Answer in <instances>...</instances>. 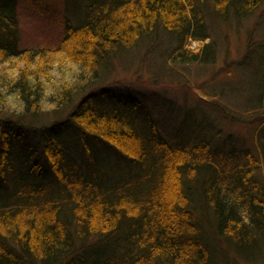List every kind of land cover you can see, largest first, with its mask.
I'll return each instance as SVG.
<instances>
[{"label": "trees", "instance_id": "obj_1", "mask_svg": "<svg viewBox=\"0 0 264 264\" xmlns=\"http://www.w3.org/2000/svg\"><path fill=\"white\" fill-rule=\"evenodd\" d=\"M210 1L219 18L264 3ZM80 2L82 18L67 15L58 46L31 49L18 46V0H0V264H231L223 241L257 249L264 135L262 166L202 127L176 144L156 104L111 90L88 101L79 82L87 72L95 85L108 56L164 28L179 35L174 62L212 60V44L189 47L211 35L207 9L199 0ZM64 57L77 69L71 81ZM57 111L65 115L50 117Z\"/></svg>", "mask_w": 264, "mask_h": 264}, {"label": "rangeland", "instance_id": "obj_2", "mask_svg": "<svg viewBox=\"0 0 264 264\" xmlns=\"http://www.w3.org/2000/svg\"><path fill=\"white\" fill-rule=\"evenodd\" d=\"M67 1L18 0V46L31 49L58 46L65 35L68 16L76 25L82 18L78 13L84 9L79 0L71 7L66 5ZM199 3L207 9L211 35L204 41H191L189 47L196 51L202 45L212 44L215 52L212 60L174 62L179 35L164 28L152 38L132 42L108 56L95 85L88 84L91 78L87 72L79 82L84 85L88 101L111 90L125 96L141 95L150 105L156 104L151 109L156 117L164 118L170 132H176V144L184 138H194V128L202 127L227 147L250 151L262 166L264 111L258 108L264 106L260 81L264 70V3L247 16L231 14L226 18L211 12L210 0ZM76 9L80 12L73 14ZM67 61L64 57L66 70L62 78L71 81L70 75L72 71L76 74L77 69H72ZM69 108L72 105L60 110L67 113ZM61 111L52 112L50 117L65 115ZM35 120L32 123L37 126ZM260 175L259 181L263 179ZM222 243L231 264H264V238L257 249L242 253L233 242ZM218 260L221 262L220 257Z\"/></svg>", "mask_w": 264, "mask_h": 264}]
</instances>
